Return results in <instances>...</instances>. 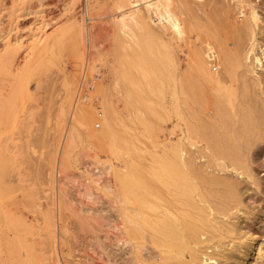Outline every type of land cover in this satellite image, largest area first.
Wrapping results in <instances>:
<instances>
[{"label":"bare ground","instance_id":"6f19581e","mask_svg":"<svg viewBox=\"0 0 264 264\" xmlns=\"http://www.w3.org/2000/svg\"><path fill=\"white\" fill-rule=\"evenodd\" d=\"M57 1L39 0L44 14L38 26L40 36L24 40L21 35L0 47V196L10 198L14 191H23L24 168H33V174L41 160L32 155L30 135L44 127L40 119L36 120L40 125L27 121L39 107V102L27 104L33 98L28 82L39 80L44 64L55 61L51 58L56 48L66 46L80 73L78 78L75 72L64 76L61 85L66 95L55 114L63 130L48 160L44 155L48 164L37 170V176L44 178L48 172L50 182L52 172H62L72 162L78 126L89 127L98 136L102 133L106 159L95 161L97 170L89 181L83 182L81 175L70 186L66 176L53 180L56 187L49 196L51 212L43 215L45 226L53 231L63 228L60 213L68 209L80 229L93 232L89 238L102 249L99 259L104 264H262L257 259L263 256L264 235L240 228L243 221L260 217L259 212L243 210L241 198L246 179L259 187L250 157L252 149L264 142V73L255 68L264 58L257 39L264 26L259 24L253 1L232 0L234 6L224 2L211 12L206 8L207 21L198 25L184 0H113L97 13L92 12V1L85 0L83 24L65 23L66 29L56 28L58 15L49 13ZM24 8V0H10L4 14L12 20L24 18L29 13ZM234 8L241 15L239 20L230 17ZM108 16L114 17L121 37L99 25L92 27V21ZM194 29L204 36L200 43L187 46L191 39L186 41V32ZM102 34L103 42L109 43L97 52L113 56L105 55V62L100 63L93 42ZM176 47L185 54L184 66ZM117 99L127 109L124 116ZM131 116L142 122L140 134L126 122ZM165 120H171L166 133ZM89 131L85 135L94 138L86 134ZM12 183L18 185L13 184L14 188ZM65 188L74 192L70 201ZM3 214L5 232L24 246L25 217L18 214L12 220L10 211ZM98 231H102L100 236ZM50 236L54 253L61 236L56 238L54 232Z\"/></svg>","mask_w":264,"mask_h":264},{"label":"rangeland","instance_id":"374dc122","mask_svg":"<svg viewBox=\"0 0 264 264\" xmlns=\"http://www.w3.org/2000/svg\"><path fill=\"white\" fill-rule=\"evenodd\" d=\"M47 1H51V0H47ZM73 1H75V0H58L56 3V6L51 8L49 13L58 15V21H57L58 25L56 24L57 25L56 28H58L59 25H60V27L64 26L63 28H65V27L67 28L68 25L67 26H65V25L68 24L69 22H70L69 23L70 26L76 25L75 27H78V26L83 24V20H84V16H85V8H86L85 0H76L75 4ZM91 1L92 2H90V7H93L92 8L93 13H97L98 8L105 9V8H108L109 6H111V4H113V0H91ZM184 1L188 4V5L186 4L187 7L191 8L190 11L195 17L194 20L198 21V22L195 21L198 25H199V23H201L200 21H202V24L206 23V21H207L206 18H207V15L209 14L208 12H211L213 7L214 8L220 7L221 5H224V2L226 5H229V6L232 5V3L234 4V1H232V0H229V1L223 0V2L220 0H184ZM252 1L255 4V6H256L255 8H256L257 12L259 13V16H260L259 20H261V23H259V24L261 26H264V0H252ZM95 2H97V3H95ZM9 5H10V0H0V47L2 46V44L6 40L8 42H14L15 39H17L21 35H24V40H27L29 38H31V39L35 38L36 39L38 36H40L42 34V29L40 27L38 28V26H39V22L43 18L44 14H42V12H40L39 0H24V7H25L24 10H26L29 13L26 15L24 14V18L23 17L15 18L16 20L9 19L4 14L5 11L7 9H9ZM207 5L210 7H208ZM216 5H218V6H216ZM232 6H234V5H232ZM72 7H73V9H72ZM199 7H201V9ZM206 8L207 9L209 8L208 12H207ZM201 10L204 13H202ZM232 10H233L232 11L233 13L230 11L229 14H230V17L234 19L236 16H238V14H237V10L235 8ZM205 11L207 13H205ZM6 12H8V10ZM183 16L186 17V14H183ZM240 16H238V20L240 19ZM71 17H74V18H72V20H69V19H71ZM113 19H114V17L108 16V17L104 18L103 21H99V22L92 21L91 25L94 28H96L99 25V26L103 27L102 30L106 31V33L109 32L110 34H113L115 37H117V36L121 37V34L118 33L117 25L115 24ZM73 20L76 23H71V22H73ZM204 20H206V21L203 23ZM202 24H200V25H202ZM154 28L157 29V27H155V26H154ZM222 31H224V30H222ZM188 33H189V35H188ZM103 35L104 34H102V37L97 35L95 38V42H93L96 46L94 48V51H96V53H98L97 57L99 58L101 55V59L99 60L100 63H101L102 59L104 61V59L106 58L105 57L106 54L104 55V53H102V52L105 50L104 47H106L109 43L108 41L105 43L103 42L104 41ZM203 36H202V31H199V29L187 31L185 37H188V38H186V41H188L189 38L192 40V41L191 40L188 41L187 46H189L190 43L193 45V44H197L199 41L201 42ZM197 38L198 39L201 38V40L200 39L198 40ZM257 39L259 40V44H260V46H258V48L260 47L259 48L260 50H262V49L264 50V33H261L260 35H258ZM113 43H114V40H113ZM181 48H182V46H181ZM181 48L179 49L176 47L175 51H176V54L178 55V57L180 59V62L183 58L181 64L184 66L185 54L181 51ZM259 49H257L258 52L260 51ZM101 50H102L101 53L97 52V51H101ZM111 54H113V53H111ZM111 54H109V55L107 54V55L109 57L113 56ZM51 59H55V61L53 63H50V64H47V63L44 64L43 73L40 75V78H39L40 81L38 80V78H32L28 82L29 92L31 93V97H33V98L29 99L30 102L28 101L27 104L31 103L34 105V104L39 102L38 103L39 107H38V109H33L34 113H33L32 117L30 119H28L27 121L33 120L35 122L36 120L38 121L40 119V121H41V119H42V123L40 121H39V123L42 124V128L44 127V131H42L43 129L40 131H35L32 133V135H30V137L32 138V140L34 142V144L32 143L33 147H34V148H32V151H33L32 155H34V157L37 156L36 158H38V159L41 158V160H40V162L36 163V164H38V166L34 165L35 173L33 172V174H32L33 168H31V169H30V167L24 168V172H25L24 173V180L26 181V182L24 181V184H26V185H24L23 191H20V190L16 191V192L14 191L13 193H11L12 197H10V198H9V195H6V194H5V196L4 195L0 196V198H1V200H0V254H1L0 255V258H1L0 264H43V263L44 264H104L103 262H101V259H99L100 254H101V256H103V254H102L103 252L101 253L102 249L100 247H97L95 244L92 245V243L95 242V240L94 239L92 240V238H89L90 236L92 237L93 232L92 231L89 232V230H87L86 228L85 229L88 232L85 229H83V230L80 229L76 219H73V218H75V217H73L74 215L73 214H72V216L69 215V214H71V212L68 209H65L66 212H63L64 211V209H63V211L61 210V213H60V220L61 221L59 220V225H63V223H64L63 228H60L61 227L60 226L59 227L60 230L58 229V230L53 231V228H51L47 225L45 226V223H47L46 222L47 218H44L43 215L46 213V215H45V217H46V216H48L47 215L48 210L51 212V210L49 209L50 207L48 205L49 196L51 195V192L53 193L55 191L54 189L56 187V181H53V180L61 179L62 176H66L65 181H67L68 182L67 185L70 186L71 184L74 185V179L79 178L76 176L81 175L82 179L81 178H79V179H81L83 182L89 181L92 179V174L95 173L97 170V164L95 161L97 159H100V160L106 159V157H105L106 156V143H105L106 140L103 137L102 133H100L98 136V135L90 133V131H89L90 129H88L89 127L86 128V126H84V125H83L84 127L78 126L77 130L78 129L80 130V132H79V130L77 131V133L79 132L78 133L79 134V138H78L79 144L76 142L77 148L75 147V149H74L75 151L74 150H73L74 152L72 151V153H73V155H72L73 159L71 158L72 162H70L69 165L67 166V168H65L62 172H59V173H56V171L54 173L52 172V181H50V182L47 181L49 178L48 172L46 173V175H43V177L45 179L42 177L40 178L41 175L37 176V170L41 166L43 167V164H44V166H46L48 164V163H46V162H48L47 161L48 157H49V155L52 154L53 150L56 149V145H57V143H59V139L61 137V132L63 130V127L61 126V124L60 123L57 124L55 119H57L56 118V115H57L56 112H58L57 111L58 106H59L58 103H60V101L66 95V93L64 95V90H63L64 85H61V84H63L64 76L68 75V74H73L75 72L76 74L74 73V78L75 77L78 78L79 73H80L79 72L80 68H78L77 64L75 65L74 63L71 62V58H70V55L68 53V48L66 46L59 45L56 48L55 57L53 56ZM74 67H76V68H74ZM72 68H73V70H72ZM255 68L258 72L264 73V58H261V66L257 65V67H255ZM44 71H46V72H44ZM41 77H43V78H41ZM77 78H76V81H77ZM37 81H39V82H37ZM38 83L40 84V86ZM37 84H38V86H36ZM75 85H76V83H74V87H75ZM74 89L75 88H73V90ZM72 92H73L72 93V97H73L74 91H72ZM38 96H39V98H38ZM32 100H33V102H32ZM117 100H119V99H117ZM52 102H54V103H52ZM48 104L49 105L52 104V105L48 106ZM98 104L99 103H97V105ZM117 106H118V109L121 111V112L119 111L121 113V116H124L127 109L125 106H123V103L121 100H119L117 102ZM135 111L133 110L132 112L135 113ZM64 119H65V121L68 122L69 117H68L67 113H66ZM37 121H36V123H33V124L34 125H40ZM126 122L128 124L131 123V128L133 129L132 130L133 132L136 131L135 133L140 134L143 131L142 122L137 121L136 119L133 120L132 116H131V121L129 122L127 120ZM164 122H162V127L165 128L164 133H166L170 128L171 120H165ZM59 124H60V126H59ZM85 128L87 129L86 131H85ZM45 129H46V131H45ZM87 131H89V132L86 134H91L94 136V138L92 136L91 137L86 136L85 132H87ZM95 131L97 132V134L99 133V131H97V130H95ZM38 135H40L42 137H40ZM101 135L104 139H102ZM95 136H96V138H95ZM97 136L99 137V139H97L98 138ZM39 137H40V140H39V143H37V140ZM41 138H43V139H41ZM35 143H37V144H35ZM48 153H49V155H48ZM251 153L253 155H252V157H250L251 158L250 162L252 161L250 163V165H251L252 169L254 168L252 170L253 176H254L253 178H256L255 180L258 182L259 187L258 188L255 187L251 183L250 180L248 181L246 179L245 181H247V182H244L241 185V189L242 190L244 189L242 191L243 194H242L241 198L243 201V206H245V207H243V210H245L248 213H250V210L252 213L259 212L258 214H260V217L257 220H253V222L251 220L243 221L242 224L240 225V228L242 231L248 230L249 232H252L253 234H256L258 236L261 234L264 235V142L259 143L258 147L253 148ZM44 155L47 156V158L44 157ZM44 158L47 159L46 162H45ZM45 163H46V165H45ZM29 166H31V165H29ZM232 175L235 176V174H232ZM46 176H47V178H46ZM40 179H41V181H40ZM35 182H36V184H35ZM13 184L15 185L16 183H12V185ZM246 184H247V186H246ZM14 185H13V187H14ZM16 185H18V184H16ZM16 185H15V187H16ZM69 186H68V188L70 189ZM25 187L28 189H25ZM44 189L46 190V192L44 191ZM65 189L67 190V188H65ZM69 189L67 190L68 191L67 192L68 196H66L67 201H70V199L68 200L69 195L71 197H73V195H74V194L71 195V193H74V192H71L70 191L71 189L70 190ZM42 191H44V193ZM42 195H44L45 197ZM40 196H42V198ZM21 199H23V201ZM102 200H103V196H101L100 201H102ZM14 202L17 204V206L15 205ZM17 202H19V203H17ZM20 203H21V205H20ZM38 204H39V206H38ZM35 206H37V207H35ZM98 206L100 207V206H102V204H100ZM9 207H11V209ZM19 207L20 208L23 207L24 209L21 208V210H20ZM25 207H27V208H25ZM29 207H31L32 210H30L31 208H29ZM5 208H6V210H5ZM259 208H261V209H259ZM2 211H3V213L6 211H10V213H11L10 217L12 218V220H16L20 215H22V218L25 217L24 218L25 219L24 220V222H25L24 233H22L24 236V246L20 247V245L17 244L18 243L17 240L13 238L14 236L10 232H5L4 225H3L4 221H5L4 220L5 215L2 213ZM30 211H32V212H30ZM33 211H35V212H33ZM68 211L70 213H68ZM241 211L242 210H240V212H238V213L240 214ZM18 214H19V216H18ZM23 214H25V216ZM36 217H38V219ZM45 219H46V221H45ZM64 219H66V221ZM72 220H74V221L72 222ZM33 222H34V224H33ZM61 222H62V224H61ZM72 226H73V228H72ZM43 229H44V231H43ZM61 229H62V231H61ZM52 232H54V235L56 236V238H57V236L58 237L61 236L60 237L61 240H58V238L57 239L55 238L57 240L58 245H57V247H55L54 253H51L52 252L51 251L52 246L50 243V242H52V238H51L52 235L50 236V234H52ZM59 232H61L67 238L62 236V234ZM101 232L102 231H98L96 234L100 236L102 234ZM6 237L9 239H7ZM37 238L40 239V241H41L40 243L37 242ZM59 242H60V245H59ZM64 244H66L67 246L65 245L66 246L65 247ZM71 245H73V246H71ZM76 245L78 248L76 247ZM261 247H263V251H262L263 256L260 259H257V261L260 260L263 262L262 264H264V241L261 244ZM34 249H35V251H34ZM38 249L40 250V252L38 251ZM36 250L38 251V253L36 252ZM93 251H94V253H93ZM27 253H29V254H27ZM32 254H34L35 256ZM25 255H27L28 257L27 256L25 257ZM100 258H102V260H103V257H100ZM39 260H41V261H39ZM88 260H90V261H88Z\"/></svg>","mask_w":264,"mask_h":264}]
</instances>
